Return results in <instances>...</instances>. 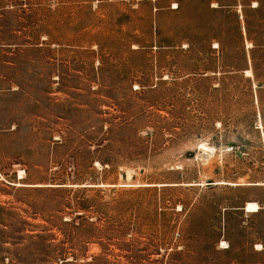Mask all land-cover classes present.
I'll use <instances>...</instances> for the list:
<instances>
[{
	"label": "rangeland",
	"instance_id": "1",
	"mask_svg": "<svg viewBox=\"0 0 264 264\" xmlns=\"http://www.w3.org/2000/svg\"><path fill=\"white\" fill-rule=\"evenodd\" d=\"M262 182L264 0H0V264H264Z\"/></svg>",
	"mask_w": 264,
	"mask_h": 264
},
{
	"label": "bare ground",
	"instance_id": "2",
	"mask_svg": "<svg viewBox=\"0 0 264 264\" xmlns=\"http://www.w3.org/2000/svg\"><path fill=\"white\" fill-rule=\"evenodd\" d=\"M245 73H246V75H248V76H250L251 75V70H249V69H247V70H245ZM23 176H21V178H22ZM219 182H221V183H223L224 181H219ZM218 183V182H217ZM258 185V184H257ZM259 205L256 203V202H254V201H251V202H247L246 203V206H245V211H247V212H256V211H258L259 210ZM223 244H226L225 242H222Z\"/></svg>",
	"mask_w": 264,
	"mask_h": 264
},
{
	"label": "trees",
	"instance_id": "3",
	"mask_svg": "<svg viewBox=\"0 0 264 264\" xmlns=\"http://www.w3.org/2000/svg\"><path fill=\"white\" fill-rule=\"evenodd\" d=\"M257 182H255V183H252V184H256ZM263 184H264V182H262Z\"/></svg>",
	"mask_w": 264,
	"mask_h": 264
}]
</instances>
